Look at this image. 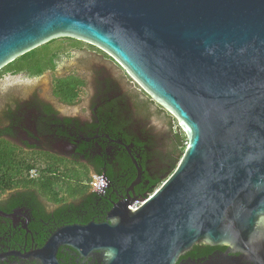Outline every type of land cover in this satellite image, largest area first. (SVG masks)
<instances>
[{
	"label": "water",
	"instance_id": "obj_1",
	"mask_svg": "<svg viewBox=\"0 0 264 264\" xmlns=\"http://www.w3.org/2000/svg\"><path fill=\"white\" fill-rule=\"evenodd\" d=\"M61 38L116 60L188 148L149 198L135 194L132 157L137 178L107 221L57 230L44 264L60 247L104 264H177L198 244L264 264V0H0V71Z\"/></svg>",
	"mask_w": 264,
	"mask_h": 264
},
{
	"label": "flooded vegetation",
	"instance_id": "obj_2",
	"mask_svg": "<svg viewBox=\"0 0 264 264\" xmlns=\"http://www.w3.org/2000/svg\"><path fill=\"white\" fill-rule=\"evenodd\" d=\"M110 89L103 81L96 84L98 97L93 102L90 119L61 114L53 104L39 95L18 101L7 111L0 126V143L5 142L0 147V155L7 160L1 165L0 179L11 178L9 174H12L11 169H16L18 157L26 156L27 164L30 165L35 162L36 153L88 165L78 151L84 144L74 140L75 134L82 137V130L87 124H99L97 115L100 109L111 108L112 112L115 107L112 103L121 106L122 103L116 96H112ZM51 120L62 124L51 125ZM69 120L73 123L67 124L66 121ZM51 128L64 131L70 137L64 139L51 135ZM97 139H86L84 143L98 147L99 143L103 142ZM119 145L123 147L125 144L119 142ZM45 199L41 191L33 189H17L9 192L7 196H1L0 264H44L38 253L44 249L57 230L71 225L87 226L107 221V216L103 221L99 220V206L79 207L82 219L76 224H69L66 220L56 217L62 207L48 206ZM233 251L234 248L229 245L212 247L198 244L182 256L177 264H252L245 261L243 255L232 254ZM55 259L57 264H104L105 260L101 254L85 258L69 247H60ZM239 260L242 262L239 263Z\"/></svg>",
	"mask_w": 264,
	"mask_h": 264
},
{
	"label": "rangeland",
	"instance_id": "obj_3",
	"mask_svg": "<svg viewBox=\"0 0 264 264\" xmlns=\"http://www.w3.org/2000/svg\"><path fill=\"white\" fill-rule=\"evenodd\" d=\"M51 54H57L59 60L54 66L49 65L53 68L40 78H28L22 74L12 75L8 69L0 71V126L10 108L18 101L33 95H39L43 100L53 104L61 114L90 119L93 102L98 97L96 84L103 81L111 88L112 96H116L122 103L121 107L127 111L125 113H128L127 119L132 132L145 142L152 141L154 161L159 156L171 153L174 154V158L180 160L181 154L188 148L186 132L180 122L157 103L116 60L97 47L70 38L55 40L40 57ZM71 79L81 82L78 87L79 97H71L66 102L57 99L54 91L58 89V85ZM44 158L47 157L42 153L35 155L39 165L43 164ZM63 161L66 167L60 166L52 171L56 177L65 176L72 184L77 180L88 184L90 176L95 175L93 169L84 162ZM16 163L15 171L20 179H24L28 175L27 157H18ZM29 179L32 180L30 177ZM29 189L43 191L40 182L29 184ZM66 189L67 185L61 180L59 182L54 180L47 192L49 195H56L60 203H78L80 198L72 197L66 193ZM8 194L9 192H5L2 195ZM45 201L48 206H58L48 199ZM137 207L139 205L135 206Z\"/></svg>",
	"mask_w": 264,
	"mask_h": 264
},
{
	"label": "trees",
	"instance_id": "obj_4",
	"mask_svg": "<svg viewBox=\"0 0 264 264\" xmlns=\"http://www.w3.org/2000/svg\"><path fill=\"white\" fill-rule=\"evenodd\" d=\"M55 41V40H54ZM52 41V42H54ZM52 42L18 58L13 63L9 64L3 70L8 69L12 75H25L28 78H40L44 74L51 70L53 67L49 65L57 62L59 56L57 54H51V56L40 57V54L47 49L48 45ZM81 82L71 79L70 81L61 82L58 85V89L54 91V96L61 101L66 102L69 98H78V87ZM114 110L111 112V108L100 109L97 117L99 124H87L83 128L82 137L80 134H75L74 140L83 142V146L78 150L83 156V160L88 163L96 175H103L109 182V189L104 195L91 193L88 179V184H83L81 181H76L72 184V181L66 179L65 176L56 177L52 174L53 169L66 167L63 160L54 157L46 156L42 163H46L47 168L41 170V177L37 180H30L29 173L32 169L37 167V160L34 163L26 166L27 176L24 179H20L16 169H11L12 174H9L11 178L0 179V197L5 192H11L17 189H29V184L40 182L42 192L46 199L51 203L61 206L58 210L56 217L66 220L69 224H76L82 219V213L79 207L90 208L99 206L100 219L103 221L108 213L112 209V204L117 201V198L122 195L126 196L130 186L135 182L137 178V170L132 162V157L137 161L138 166L142 169V183L135 188V194L137 197L149 198L154 192L159 189L162 184L175 172L183 158L185 153L181 154L180 160L174 158V154L159 156L154 161L152 154L153 143L151 140L144 141L137 137L130 128L128 121V113H125V109L119 104L112 103ZM126 116H125V114ZM67 124L73 123V121H66ZM51 125L62 124L59 121H50ZM51 135H58L64 139L70 137V135L64 131H55L51 128L49 132ZM74 135V136H75ZM102 141L99 146L86 145L84 143L86 139H95ZM119 142L130 147L131 154L119 145ZM188 143V141H187ZM5 144L4 141L0 143ZM180 147V145H179ZM2 149L0 148V151ZM186 152V151H185ZM6 158L0 155V168L2 163L6 162ZM15 166V165H14ZM68 169V166H67ZM55 178V179H52ZM62 181L67 185L66 193L68 192L74 198H80L78 203H60L57 201L56 195H49L48 189L53 184V181ZM86 211V210H85ZM71 213V214H70Z\"/></svg>",
	"mask_w": 264,
	"mask_h": 264
},
{
	"label": "built area",
	"instance_id": "obj_5",
	"mask_svg": "<svg viewBox=\"0 0 264 264\" xmlns=\"http://www.w3.org/2000/svg\"><path fill=\"white\" fill-rule=\"evenodd\" d=\"M47 168L46 163L38 165L34 169H32L29 173V177L32 180H37L41 177V170ZM89 188L92 193L104 195L106 191L109 189V182L103 175H93L91 176V181L89 183ZM1 202V197H0Z\"/></svg>",
	"mask_w": 264,
	"mask_h": 264
}]
</instances>
